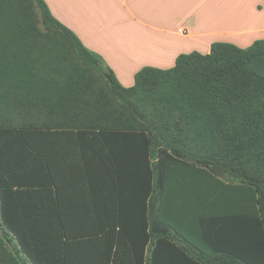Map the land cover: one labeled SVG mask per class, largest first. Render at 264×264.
Listing matches in <instances>:
<instances>
[{
	"label": "trees",
	"instance_id": "1",
	"mask_svg": "<svg viewBox=\"0 0 264 264\" xmlns=\"http://www.w3.org/2000/svg\"><path fill=\"white\" fill-rule=\"evenodd\" d=\"M0 264H264V38L127 87L0 0Z\"/></svg>",
	"mask_w": 264,
	"mask_h": 264
},
{
	"label": "crops",
	"instance_id": "2",
	"mask_svg": "<svg viewBox=\"0 0 264 264\" xmlns=\"http://www.w3.org/2000/svg\"><path fill=\"white\" fill-rule=\"evenodd\" d=\"M124 86L145 66L169 68L214 42L264 38V0H45Z\"/></svg>",
	"mask_w": 264,
	"mask_h": 264
},
{
	"label": "rangeland",
	"instance_id": "3",
	"mask_svg": "<svg viewBox=\"0 0 264 264\" xmlns=\"http://www.w3.org/2000/svg\"><path fill=\"white\" fill-rule=\"evenodd\" d=\"M153 66V65H152ZM154 67H157L156 65H154ZM173 67V66H172ZM172 67H169V68H172ZM169 68H163V69H169Z\"/></svg>",
	"mask_w": 264,
	"mask_h": 264
}]
</instances>
